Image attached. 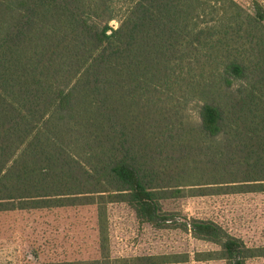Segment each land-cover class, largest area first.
Here are the masks:
<instances>
[{"label": "trees", "instance_id": "trees-1", "mask_svg": "<svg viewBox=\"0 0 264 264\" xmlns=\"http://www.w3.org/2000/svg\"><path fill=\"white\" fill-rule=\"evenodd\" d=\"M223 189L264 192L263 16L235 0H0V211L95 204L109 264V203L165 228L162 200ZM184 226L219 247L197 260L264 257L213 221Z\"/></svg>", "mask_w": 264, "mask_h": 264}, {"label": "rangeland", "instance_id": "rangeland-1", "mask_svg": "<svg viewBox=\"0 0 264 264\" xmlns=\"http://www.w3.org/2000/svg\"><path fill=\"white\" fill-rule=\"evenodd\" d=\"M235 1L249 13L264 17V0ZM111 25L116 28L118 22ZM185 116L198 122L191 105ZM230 191L191 196L187 190L184 197L162 200L163 210L173 215L165 228L140 221L127 203H109V264H226L223 260H197V253L219 247L185 230L184 225L193 219L213 221L247 246L264 248V192ZM100 242L95 204L0 211V264H98ZM248 264H264V257Z\"/></svg>", "mask_w": 264, "mask_h": 264}]
</instances>
